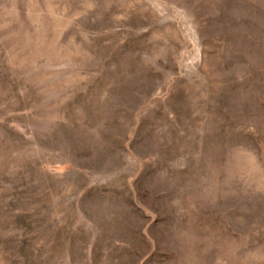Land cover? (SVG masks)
Returning <instances> with one entry per match:
<instances>
[{
	"label": "rangeland",
	"instance_id": "1",
	"mask_svg": "<svg viewBox=\"0 0 264 264\" xmlns=\"http://www.w3.org/2000/svg\"><path fill=\"white\" fill-rule=\"evenodd\" d=\"M0 264H264V0H0Z\"/></svg>",
	"mask_w": 264,
	"mask_h": 264
}]
</instances>
